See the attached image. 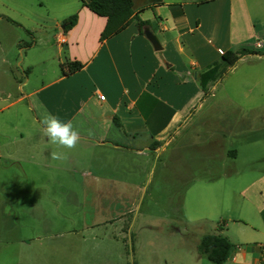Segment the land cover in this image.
<instances>
[{"label":"crops","instance_id":"obj_1","mask_svg":"<svg viewBox=\"0 0 264 264\" xmlns=\"http://www.w3.org/2000/svg\"><path fill=\"white\" fill-rule=\"evenodd\" d=\"M132 8L130 23L100 41L106 18L79 0H0V19L20 29L0 26V176L10 169L13 190L47 187L53 178L58 187H66L68 179L75 177L89 178L90 184L104 178L109 185L140 189L145 185L138 176H150L154 172L150 167L189 129L190 145H196L204 158L210 155L218 161L215 170L206 171L205 181L197 184L194 179L190 191L202 192L208 208L222 209L217 225L222 223L220 233L235 244L222 264H264V241L252 242L245 233L225 234L229 223L223 221L260 229L264 236V172L244 174L228 168L243 148L258 144L251 132L254 119L244 127L241 117L250 111L264 113V104L244 107L232 96L264 94L261 89L253 93L264 78V45L256 46L264 40V0H132ZM75 13L71 28L58 25ZM13 14L51 17L58 27L23 26L10 18ZM137 18L147 22L141 31ZM31 32L49 36L32 37ZM28 34L31 44L23 40ZM39 39L55 52L50 58L49 51L39 52L23 69L19 54L37 46ZM241 48L254 53L208 81L204 90L199 74L220 60L223 52ZM51 58L56 70L47 66ZM71 60L83 66L63 74L61 64ZM38 62L45 64L37 68ZM46 112L73 120L80 131L74 149L49 142L44 134ZM227 113H240L232 126L240 124L249 135L242 131L240 138L229 137ZM53 151L66 153L67 159L53 160ZM232 193H238L240 200ZM154 228L158 227L150 230L153 239L159 235L162 241L180 243L179 256L188 260L182 259L183 264H212L199 254L186 255L182 234ZM213 232H218L216 226Z\"/></svg>","mask_w":264,"mask_h":264},{"label":"rangeland","instance_id":"obj_2","mask_svg":"<svg viewBox=\"0 0 264 264\" xmlns=\"http://www.w3.org/2000/svg\"><path fill=\"white\" fill-rule=\"evenodd\" d=\"M10 18L27 27L39 24H45L51 30L58 27L53 18L47 16L13 14ZM63 20L58 25L63 24ZM0 26L20 30L5 18L0 19ZM33 36L49 34L35 32ZM32 37L28 34L23 40L31 44ZM260 42L264 45V40ZM44 51H49L50 58L55 48L48 42L44 45L39 39L37 46L26 48L23 56L19 54L20 66L25 69L28 59ZM51 59H47L51 61H47V66L56 70L55 59ZM44 64L38 62L37 68ZM259 83L253 93L264 90V78ZM252 95L249 98L232 96V99L244 107L264 104V94ZM240 115H225L231 124L229 137L240 138L242 131L249 135L247 129L241 130L240 124L237 128L232 126L240 120ZM243 115L244 127L252 124L254 119L255 127L251 132L257 136L258 144L243 148L244 153L228 168H236L244 174L264 172V113L250 111ZM226 139L224 137V143H227ZM200 151L196 145H190L189 129H186L161 154L157 165L150 167V171H154L150 176H138L145 185L140 189L109 185L104 178L90 184L89 178L75 177L68 179L66 187H58L54 182L57 179L53 178V183L47 187L13 190L11 181L14 177L10 169H5V175L0 176V264H183L182 259L186 258L179 256L180 243L162 241L159 235H153V239L150 232L153 227H158L154 228L157 232L166 230L182 234L186 255L198 256L197 239L214 231L221 222L218 212L222 210L208 208L202 192L190 191L194 179L200 184L206 180V171L217 168V159L210 155L204 158ZM198 157L201 158L195 160ZM231 196L238 198L239 194L232 193ZM223 221L229 223L228 231L225 226V234L245 233L252 242L264 241L260 229L253 231L248 225L227 218ZM187 262L185 264H189Z\"/></svg>","mask_w":264,"mask_h":264},{"label":"trees","instance_id":"obj_3","mask_svg":"<svg viewBox=\"0 0 264 264\" xmlns=\"http://www.w3.org/2000/svg\"><path fill=\"white\" fill-rule=\"evenodd\" d=\"M80 2L95 14L106 18L105 26L100 33V41L119 33L133 19L132 0H80ZM76 19V13L64 19L62 24L64 30L71 28L75 24ZM136 20V25L141 31L142 26L147 22L139 18ZM248 53L254 52L247 48L223 52L220 60L214 62L208 70L199 74L202 88L205 90L208 81L220 77L228 67L233 66L238 59ZM82 66L83 64L79 61H66L61 64L62 73H72ZM221 224L216 226L218 232L203 234L197 242L198 254L205 257L212 264H222L227 261L235 248V244L227 236L220 233V230H222Z\"/></svg>","mask_w":264,"mask_h":264},{"label":"clouds","instance_id":"obj_4","mask_svg":"<svg viewBox=\"0 0 264 264\" xmlns=\"http://www.w3.org/2000/svg\"><path fill=\"white\" fill-rule=\"evenodd\" d=\"M43 124L44 134L51 144L68 150L74 149L79 144L80 131L73 120L64 121L58 116L46 112ZM51 156L53 160L67 159V154L59 151H53Z\"/></svg>","mask_w":264,"mask_h":264},{"label":"built area","instance_id":"obj_5","mask_svg":"<svg viewBox=\"0 0 264 264\" xmlns=\"http://www.w3.org/2000/svg\"><path fill=\"white\" fill-rule=\"evenodd\" d=\"M262 45V43H260V42H256V46H261ZM101 99H104V96L103 95H100L99 96Z\"/></svg>","mask_w":264,"mask_h":264},{"label":"water","instance_id":"obj_6","mask_svg":"<svg viewBox=\"0 0 264 264\" xmlns=\"http://www.w3.org/2000/svg\"><path fill=\"white\" fill-rule=\"evenodd\" d=\"M149 38H150V40L152 41V43H153L155 46H157V45H156V42H155V40H154V38H153L152 36H149Z\"/></svg>","mask_w":264,"mask_h":264}]
</instances>
